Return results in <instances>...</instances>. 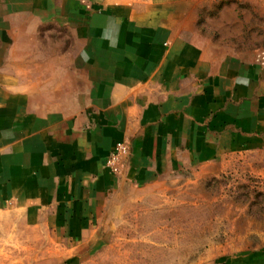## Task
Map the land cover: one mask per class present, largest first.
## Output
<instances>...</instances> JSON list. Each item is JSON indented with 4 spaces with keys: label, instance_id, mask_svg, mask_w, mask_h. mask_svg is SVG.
Wrapping results in <instances>:
<instances>
[{
    "label": "crops",
    "instance_id": "crops-1",
    "mask_svg": "<svg viewBox=\"0 0 264 264\" xmlns=\"http://www.w3.org/2000/svg\"><path fill=\"white\" fill-rule=\"evenodd\" d=\"M165 8L0 0V264H87L126 190L264 148V53L209 49Z\"/></svg>",
    "mask_w": 264,
    "mask_h": 264
},
{
    "label": "rangeland",
    "instance_id": "rangeland-1",
    "mask_svg": "<svg viewBox=\"0 0 264 264\" xmlns=\"http://www.w3.org/2000/svg\"><path fill=\"white\" fill-rule=\"evenodd\" d=\"M162 2L182 33L209 49L264 53V0ZM117 206L87 264H264V148L231 155L220 172L126 190Z\"/></svg>",
    "mask_w": 264,
    "mask_h": 264
},
{
    "label": "built area",
    "instance_id": "built-area-1",
    "mask_svg": "<svg viewBox=\"0 0 264 264\" xmlns=\"http://www.w3.org/2000/svg\"><path fill=\"white\" fill-rule=\"evenodd\" d=\"M131 151L130 144L126 141L118 142L107 160V166L114 172L120 173L125 167L126 159Z\"/></svg>",
    "mask_w": 264,
    "mask_h": 264
}]
</instances>
